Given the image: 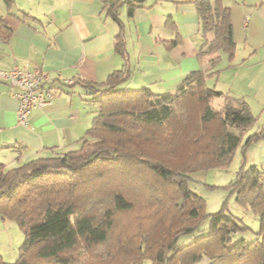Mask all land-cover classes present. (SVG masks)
<instances>
[{
	"label": "trees",
	"instance_id": "1",
	"mask_svg": "<svg viewBox=\"0 0 264 264\" xmlns=\"http://www.w3.org/2000/svg\"><path fill=\"white\" fill-rule=\"evenodd\" d=\"M106 3L118 21V0ZM196 4L212 34L211 70L191 73L172 93L118 89L124 70L103 86L85 83L94 118L78 148L0 163V218L24 234L17 261L0 254V264H264V171L256 165L243 163L229 188L258 216L257 237L230 244L242 227L222 210L208 215L207 233L178 244L206 216L205 200L188 185L192 173L228 166L264 139V127L248 134L258 118L246 99L207 83L223 54L234 56L230 8L223 0ZM116 50L125 56L122 32Z\"/></svg>",
	"mask_w": 264,
	"mask_h": 264
},
{
	"label": "crops",
	"instance_id": "2",
	"mask_svg": "<svg viewBox=\"0 0 264 264\" xmlns=\"http://www.w3.org/2000/svg\"><path fill=\"white\" fill-rule=\"evenodd\" d=\"M106 1L12 0L8 6L0 0V70L40 71L60 88L50 106L31 111L25 128L18 123L10 82L0 79V163L15 167L78 148L94 118L85 83L103 86L124 70L129 75L118 89L172 93L191 73L211 70L205 51L212 34L203 32L197 0H118V21ZM223 3L231 11L234 56L230 61L223 54L219 73L207 83L214 77L216 90L246 99L258 118L248 134L259 133L264 127V0ZM121 32L124 57L116 50ZM242 153L246 167L264 171V139Z\"/></svg>",
	"mask_w": 264,
	"mask_h": 264
},
{
	"label": "rangeland",
	"instance_id": "3",
	"mask_svg": "<svg viewBox=\"0 0 264 264\" xmlns=\"http://www.w3.org/2000/svg\"><path fill=\"white\" fill-rule=\"evenodd\" d=\"M221 66L222 63L220 64L219 69ZM215 81L216 78L212 77L211 81H208V86L214 87ZM217 89H220L219 84ZM243 161V153L241 149H239L228 166L198 169L192 173V179L189 180L188 185L191 190L205 200L204 214L206 216L200 221L198 230L180 237L178 240L179 245L190 243L197 237L207 233L210 222V216L208 215L222 210L225 211L227 216L235 218L238 224L242 227V230L230 235V244L242 239L250 242L257 237V234L260 231V221L258 216L255 215L249 207L238 203L235 193L229 188L231 181L234 180L236 173L243 165ZM137 209L138 212L141 211V208L138 206ZM126 221L132 222L133 216H127L125 218V222ZM23 241L24 234L16 223L0 219V254L4 261H17L19 257V249Z\"/></svg>",
	"mask_w": 264,
	"mask_h": 264
},
{
	"label": "built area",
	"instance_id": "4",
	"mask_svg": "<svg viewBox=\"0 0 264 264\" xmlns=\"http://www.w3.org/2000/svg\"><path fill=\"white\" fill-rule=\"evenodd\" d=\"M0 79L10 82L11 95L18 101V123L25 128L29 127L31 111L50 106L60 92L49 76L40 71L14 67L0 70ZM64 83L69 85L73 82L66 80Z\"/></svg>",
	"mask_w": 264,
	"mask_h": 264
}]
</instances>
